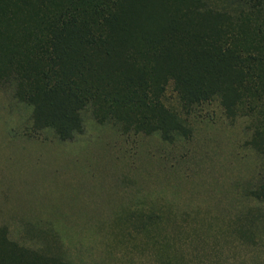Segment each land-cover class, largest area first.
<instances>
[{
	"label": "rangeland",
	"instance_id": "rangeland-1",
	"mask_svg": "<svg viewBox=\"0 0 264 264\" xmlns=\"http://www.w3.org/2000/svg\"><path fill=\"white\" fill-rule=\"evenodd\" d=\"M164 103L191 138L124 135L87 110L83 134L61 142L0 84V227L73 264H264L251 120H228L218 101L185 115L171 85Z\"/></svg>",
	"mask_w": 264,
	"mask_h": 264
},
{
	"label": "trees",
	"instance_id": "trees-1",
	"mask_svg": "<svg viewBox=\"0 0 264 264\" xmlns=\"http://www.w3.org/2000/svg\"><path fill=\"white\" fill-rule=\"evenodd\" d=\"M5 83L33 130L61 142L83 134L87 110L124 135L191 138L164 103L171 85L185 115L218 101L228 120L250 119L264 157V0H0ZM252 199L264 205V181ZM0 264L73 263L0 227Z\"/></svg>",
	"mask_w": 264,
	"mask_h": 264
}]
</instances>
